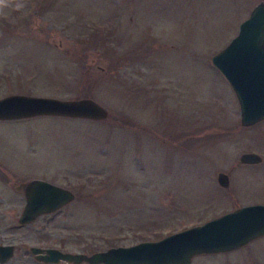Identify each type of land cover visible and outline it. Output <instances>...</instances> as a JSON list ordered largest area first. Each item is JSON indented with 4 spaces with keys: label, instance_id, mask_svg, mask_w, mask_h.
Wrapping results in <instances>:
<instances>
[{
    "label": "rangeland",
    "instance_id": "1",
    "mask_svg": "<svg viewBox=\"0 0 264 264\" xmlns=\"http://www.w3.org/2000/svg\"><path fill=\"white\" fill-rule=\"evenodd\" d=\"M260 1L0 0V98L91 97L108 112L0 120V243L15 246L4 264H75L29 248L90 254L264 203V119L241 125L211 62ZM250 151L262 160L241 163ZM32 178L74 199L20 225ZM189 264H264V235Z\"/></svg>",
    "mask_w": 264,
    "mask_h": 264
},
{
    "label": "water",
    "instance_id": "2",
    "mask_svg": "<svg viewBox=\"0 0 264 264\" xmlns=\"http://www.w3.org/2000/svg\"><path fill=\"white\" fill-rule=\"evenodd\" d=\"M212 64L233 89L240 108V123L252 125L264 119V1L258 2L240 22L235 36L211 56ZM58 115L101 120L108 112L91 97L58 99L14 93L0 98V119ZM259 153L240 154L244 164L259 163ZM221 186L229 185L225 172H218ZM24 206L18 223L24 225L50 214L74 199V193L39 178L19 185ZM264 235V203L245 205L233 211L168 234L158 240H143L128 246H113L90 254L63 251L56 247L31 246L38 261L89 264H189L203 253L225 252ZM14 244H0V263L14 253Z\"/></svg>",
    "mask_w": 264,
    "mask_h": 264
},
{
    "label": "flooded vegetation",
    "instance_id": "3",
    "mask_svg": "<svg viewBox=\"0 0 264 264\" xmlns=\"http://www.w3.org/2000/svg\"><path fill=\"white\" fill-rule=\"evenodd\" d=\"M37 116H41V115H37ZM31 117H34V116H31ZM23 118H29V117H23ZM23 118H21V119H23ZM17 119H20V118H17ZM0 120H5V119H0ZM32 179H34V178H32ZM39 179H41V178H39ZM42 180H45V179H42ZM46 181H48V180H46ZM48 182H51V181H48ZM51 183H53V184H56V185H59V184H57V183H54V182H51ZM59 186H61V187H64V186H62V185H59ZM64 188H66V189H69V188H67V187H64ZM70 190V189H69ZM72 191V190H71ZM257 203H259V202H257ZM257 203H250V204H245V205H252V204H257ZM245 205H243V206H245ZM242 207V206H241ZM238 208H240V207H238ZM238 208H236V209H238ZM235 210V209H234ZM231 211H233V210H231ZM229 212V211H228ZM212 219V218H211ZM0 244H8V243H0ZM15 249V248H14ZM231 251V250H230ZM12 257V256H11ZM10 257V258H11ZM9 258V259H10ZM6 261H8V259L6 260ZM6 261H4L3 263H0V264H4Z\"/></svg>",
    "mask_w": 264,
    "mask_h": 264
}]
</instances>
